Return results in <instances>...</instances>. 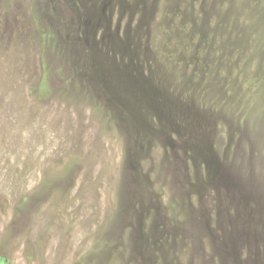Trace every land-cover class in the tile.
<instances>
[{
  "label": "rangeland",
  "instance_id": "374dc122",
  "mask_svg": "<svg viewBox=\"0 0 264 264\" xmlns=\"http://www.w3.org/2000/svg\"><path fill=\"white\" fill-rule=\"evenodd\" d=\"M214 255L264 264V0H0V264Z\"/></svg>",
  "mask_w": 264,
  "mask_h": 264
},
{
  "label": "trees",
  "instance_id": "16d2710c",
  "mask_svg": "<svg viewBox=\"0 0 264 264\" xmlns=\"http://www.w3.org/2000/svg\"><path fill=\"white\" fill-rule=\"evenodd\" d=\"M186 158L187 157H185L183 159L185 161L183 163H182V161L180 159V164H179V167H178V169H179L178 178H179V181H180V186H181L182 191L184 193H190L191 187H192V185L194 183V177L192 175V168L190 167V163L187 162ZM182 164H183V167H182ZM190 196H192V195H190ZM188 205H189V207L191 205V209L195 210L197 208V206H198V200H197V198L194 196L193 199H192V202L190 204H188ZM163 215H165L166 218H164L162 220V227H165V228H167V229H169L171 231L172 230H175L174 227H175V221L176 220H175L174 217H171L170 218V215H171L170 214V209L164 207V209H163ZM191 218H192V216H191ZM193 222H194V220H193ZM181 223L183 224L184 222L182 221ZM189 223H190V220H189ZM195 226H198V224L195 225ZM205 227L206 228L208 227L209 229L208 228L207 229L210 230V231H215V229H216V228H213L212 227V224H211V226L209 224H206ZM192 228H194V227H192V225L190 223V229H192ZM181 230H183V228ZM183 232H185V230H183ZM202 234H204V233H202ZM164 237H165V240H164L165 244L162 241L160 243L162 245H164V246H168L169 244H171L172 237H166L165 235H164ZM220 237H222V236L220 235ZM207 257L209 258V264H220V262L217 263V260H216L217 258H216L215 255L213 257H209V256H207ZM243 257H245V256L243 255ZM156 263L157 262H155V263L153 262L152 264H156Z\"/></svg>",
  "mask_w": 264,
  "mask_h": 264
}]
</instances>
